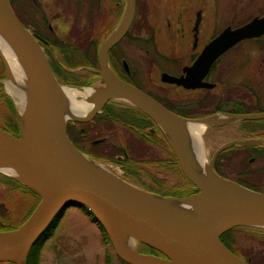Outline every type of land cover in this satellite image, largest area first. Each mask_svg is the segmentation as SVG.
I'll return each instance as SVG.
<instances>
[{
    "label": "water",
    "instance_id": "1",
    "mask_svg": "<svg viewBox=\"0 0 264 264\" xmlns=\"http://www.w3.org/2000/svg\"><path fill=\"white\" fill-rule=\"evenodd\" d=\"M134 12L135 0H124L119 22L99 45L97 61L105 87L90 85L92 93L88 101L91 106L82 115L65 119L62 87L72 86L57 81L41 46L43 39L20 21L9 0H0V33L15 50L31 81L26 92L25 111L20 113V135L0 128V164L11 170L13 175L0 173L40 196L38 204L21 225L10 231H0V262L25 264L29 249L56 214L70 206L84 205L103 226L113 250L125 263L250 264L230 251L221 242L220 236L235 227H264V193L223 178L215 172V157L227 144L211 157L206 170L208 183L201 181L183 161L184 156H189L192 160L190 165L195 168L190 137L186 129L183 130L182 120L198 122L209 118V127L225 121L264 118V113L217 112L203 118H183L144 91L118 78L109 66L107 54L128 31ZM263 32L264 18H255L234 29L226 27L204 46L191 66L184 68L188 74L177 78L163 73L161 79L186 88L202 86L200 80L216 58L240 40L259 36ZM0 59L7 78L8 69L1 53ZM5 84L6 79V90ZM111 99L127 101L138 107L155 121L165 137L164 130L182 135L179 140L182 143L183 160L167 137L166 140L182 174L195 191L185 196L165 197L86 164L83 159L86 155L67 136V121L90 120ZM217 114L223 120H211ZM239 144L254 145L261 144V141L247 139ZM199 149L203 159L201 142ZM202 172L205 173V170ZM152 197L159 201L183 200L189 206L190 217H176L162 211L151 202ZM212 209L221 211L213 215ZM125 241L146 245L159 255L140 252L137 249L139 246L132 249Z\"/></svg>",
    "mask_w": 264,
    "mask_h": 264
},
{
    "label": "flooded vegetation",
    "instance_id": "2",
    "mask_svg": "<svg viewBox=\"0 0 264 264\" xmlns=\"http://www.w3.org/2000/svg\"><path fill=\"white\" fill-rule=\"evenodd\" d=\"M149 3V0H135L134 17L137 14L136 20L140 28H134L127 34L128 29L108 51L109 66L118 78L144 91L169 111L183 118H203L217 112L250 113L243 108L253 100L260 103L259 113H264V32L259 36L240 40L216 58L206 75L201 78L202 86L186 88L161 79L163 73L177 78L188 74L184 68L191 66L204 46L224 28L234 29L255 18H264V0H152V5ZM16 4L25 7L27 19L20 16L21 19L27 20L34 33L43 39L40 43L53 70L56 69L58 74L87 72L88 78H95L90 84L91 87H105L99 74V65L96 66L89 59H97L102 39L119 22L121 16L117 20L116 12H123L124 0H15L13 8ZM48 10L73 12L69 26L66 22H61L66 29L65 35H56L46 18ZM151 11L152 20L159 22V29L148 20ZM32 12L37 15L36 22L31 18ZM78 12L89 13L90 19L84 18L82 23L80 18V25L76 21ZM142 12H147V15L143 17ZM160 12L164 14L159 19L157 13ZM16 15L18 17V14ZM54 17L56 20L63 19L61 16ZM83 24L87 26L84 27ZM112 24L113 29L109 32ZM162 27L165 28L166 35L168 33L165 38L170 40L171 46L173 42H180L181 45L186 43L192 52L181 50L183 46L180 49L174 46L172 49L168 40L160 41ZM133 31L146 32L147 35H131ZM56 41H61L60 46ZM68 43H75L73 50L77 57L90 63L69 68L66 59L62 57L64 49H68ZM132 43L138 45V51L132 50ZM242 43L252 45L255 51L239 50ZM224 95L228 96V101L221 106L220 98ZM104 117L115 120L116 124L100 123V119ZM206 129H214L213 132L218 133V137L225 139L211 154L227 144L215 157V172L221 177L264 193V118L225 121ZM66 132L70 142L80 152L91 157L89 153L99 149L108 158L101 159V163L117 166L123 177H126L125 180L138 186L152 184V187L156 188L168 187L173 170H180L163 131L154 120L127 101H107L90 120L68 121ZM204 138L205 136H202V146L206 149L209 144ZM207 139L211 141L209 137ZM247 139L260 140L261 144H239ZM237 156L239 163L236 165L241 167L244 163L259 162L260 173L249 174L237 169L238 174H227L221 170L223 166L233 168L235 165L231 162ZM129 167L148 172L131 175L127 171ZM174 176L178 177L176 174ZM7 181L0 180V229L21 225L38 204V195L32 189L14 180ZM8 193H16L18 198L14 202L12 199L9 201L5 196ZM29 200L34 201L32 207L22 213L23 208L20 207L25 206ZM16 216L18 217L15 218ZM22 217L24 218L20 222Z\"/></svg>",
    "mask_w": 264,
    "mask_h": 264
},
{
    "label": "rangeland",
    "instance_id": "3",
    "mask_svg": "<svg viewBox=\"0 0 264 264\" xmlns=\"http://www.w3.org/2000/svg\"><path fill=\"white\" fill-rule=\"evenodd\" d=\"M150 3L152 5V0H149ZM19 4V3H18ZM17 14L19 16H21L22 18L24 17L25 19H27L25 13H26V9L24 6H19V5H15L14 6ZM168 12V11H166ZM31 14V18L35 19V22L37 21V15L36 13H30ZM68 14L70 16H68ZM72 14L73 12H68V13H62V12H56L55 10H48L46 11V15H47V20L49 21V23L53 26L54 31L56 32V35L59 36H63L66 34V29L63 28L61 22H66L67 25L69 26V22L72 19ZM164 13L160 12V14L157 13L158 18L160 19L161 16ZM61 16L63 19H55L54 16ZM89 13L86 12H78L77 14V18L76 21L77 23L81 24L80 18L82 20V23L85 19H90L88 17ZM154 19V18H153ZM149 22L152 24V22L156 25V28L159 29V22H154L152 20V11L149 14ZM27 21V20H26ZM40 21V20H39ZM28 22V21H27ZM41 23V21H40ZM42 24V23H41ZM84 27H86V24H83ZM148 32V31H147ZM139 34H143V35H147V33L145 32H140L137 33V31H133L131 35H139ZM160 35H162L160 41L163 42H168L169 41V47L173 49V47L175 46V48L180 49L181 46H183V48H181V50H184L185 52H192L189 50L188 45L185 43L184 45H181L180 42L176 43L173 42L172 46H171V42L168 38H165L166 33H165V28L162 27V31L160 33ZM164 35V36H163ZM168 40V41H167ZM246 43V42H244ZM242 43L240 45L239 50H245L246 52L249 51H255L254 47H252V45H246ZM130 46H132V50L133 51H138L137 48V44L132 43L130 44ZM186 48V49H184ZM239 48V47H238ZM236 49V48H235ZM234 51V49H233ZM56 72V69H54ZM237 73V72H236ZM6 76H4L3 78V90L4 92L8 95V93L5 90L4 87V82H5ZM89 78L88 81H90ZM95 79V78H93ZM86 87H90V84L87 83ZM79 88V87H77ZM91 88V87H90ZM80 90H83L82 88H79ZM10 97V99L13 101V98H11L10 95H8ZM82 98V97H81ZM79 98V99H81ZM228 101V96L224 95L222 96V98H220V105H224L226 104V102ZM15 108H16V114L20 115L21 111L19 109V107L17 106V104L15 102H13ZM244 110H248L250 111V113H243V114H257L259 113V111L261 110V106L260 103L257 102L256 100H253L251 102H249L246 107L243 108ZM0 110H2V113L4 111V106L0 103ZM9 111L11 112V108H6V121L7 119H9ZM4 118L3 115H1L0 113V126H3L4 124ZM68 121H72L71 119H69ZM67 121V122H68ZM210 127V126H209ZM214 130V129H213ZM213 130H205V134L203 133L202 136L204 138V140H206L209 144V146H206V153L207 156L209 154V160H211V157L213 154H211V152H213L218 146L219 144L223 143L225 141L224 138L222 137H218V133L213 132ZM210 138V140H208L207 138ZM233 156H231L232 158ZM239 156L235 157V159L231 162L232 164H234L235 166L233 168H231V166H223L221 167V170L226 172L227 174H235V173H239V170L245 172L247 171V173L249 174H258L260 173V163L259 162H253L251 164L248 163H244V165L238 166L236 165L237 163H239ZM103 166H105L107 169H109L114 175H116L117 177L123 179V175L121 170L117 167V166H112L110 164H106V163H101ZM178 171V170H177ZM176 171V172H177ZM174 172V170H173ZM176 173H174L175 175ZM262 174L264 175V172H262ZM172 175L171 179L169 180V184L168 187H170L169 185H173V184H179V186L182 183H186V180L184 178H182L180 175L177 174L178 177ZM2 181L8 182L6 179H1ZM1 186H0V191H1ZM2 194L0 193V196ZM4 195V194H3ZM8 200L10 201V199H12V201L14 202L17 197L16 193L13 194H6L5 195ZM34 203L33 200H29L25 206H21V208H23L22 213H24L25 211H27L29 208L32 207V204ZM21 215V214H20ZM18 216H16L15 218H17ZM24 217H22L20 219V222L23 220ZM233 236L235 237V240H241L242 236L238 235L237 232L233 234ZM242 240H245V238H242ZM240 243V242H239ZM139 245L137 244V242H134L133 244H131V248L135 249L136 247H138ZM140 252H144V253H150L149 250L147 248H143L141 245L137 248ZM262 261L264 262V258L262 259ZM0 264H11V263H0ZM39 264H124L120 258L117 256V254L115 253V251L113 250L112 246L110 244H106L105 243V239H104V234L103 232L99 229L98 225L93 222L92 220H90L89 216L86 215L80 208H78L77 206H70L67 207L66 209H64V213L62 218L59 220L57 226L54 228L52 235L50 236V238L44 243L43 248L41 250V254H40V262Z\"/></svg>",
    "mask_w": 264,
    "mask_h": 264
},
{
    "label": "trees",
    "instance_id": "4",
    "mask_svg": "<svg viewBox=\"0 0 264 264\" xmlns=\"http://www.w3.org/2000/svg\"><path fill=\"white\" fill-rule=\"evenodd\" d=\"M9 2H10L12 9L14 10L13 5L15 3V0H9ZM15 13H16V11H15ZM116 13H117V20H118L121 16L122 12H121V10H119ZM142 14L144 17L147 15V12H142ZM136 16H137V14L134 17V20H133L127 34H129L134 28H136V30H138L140 28V24H139L138 20H136L137 19ZM18 17L21 19V17L19 15H18ZM21 21L27 28L31 29L26 21H23L22 19H21ZM113 26L114 25L112 24L109 27V32L113 29ZM31 30L34 32L33 29H31ZM56 44L57 45L61 44V41H56ZM74 45H75V43H68L67 44L68 49L66 47V49H64V51L62 52V57H64L66 59V64L69 66V68H75V67H78L80 65H88L92 61L96 66H98L96 57L89 59L90 62H87V60H83V59L78 58L77 53H75L73 50ZM51 56H52V54H51ZM50 65H51V63H50ZM51 68H52V65H51ZM52 70H53V68H52ZM53 72H54V70H53ZM54 74L58 77L57 78L58 82L62 85L68 84V85H80L81 86V85H86L87 83L91 84V82L93 80V79H90V81H88L89 80V78H88L89 74H87V72L82 73V74L81 73H77V74L76 73H74V74L69 73L68 74L65 72H62V74H58L57 72H54ZM4 76H5L4 67H3V63L0 59V103L4 106L3 113H2V110H0V113H1V115H3V118L5 120L4 121L2 119L4 121V124H3V126H0V128L6 130V131H8V132H10L16 136H19L20 135L19 122L21 121V117L16 114L17 112H16V108L13 104V101L10 99V97L3 90L4 88H3V81L2 80H3ZM6 108H11V112L9 111L10 117H9V119H7V121H6ZM101 122L102 123L110 122L112 124H116V121L109 118V117L101 118L100 123ZM89 154L91 155V157L88 156L90 159H92L96 162H99V163L101 162L100 161L101 159H108L106 155L102 154L99 151V149H96L95 152H91ZM127 171L131 175H135L136 173H142V172L147 173L148 172V171H138L132 167H129V169H127ZM127 171H126V174H128ZM174 173H176V175L177 174L180 175L182 178L185 179L184 175L181 172V169L178 170L177 172L174 170V172H172V175H174ZM222 177H224V176H222ZM0 178L10 180V181L13 180L11 177L5 176L1 173H0ZM123 179L125 180L126 177H124ZM16 182L19 184H22L18 181H16ZM127 182H129V181H127ZM129 183H131V182H129ZM131 184H133V183H131ZM133 185H135L141 189H144V190L153 192L157 195H161V196H165V197H168V196H185V195H188L189 193L195 191L193 185L190 182H188L187 180H186V183H182L180 186L179 185L178 186L173 185L170 187L159 186L158 188H156V187H152V184L145 185V186L144 185L138 186L136 184H133ZM37 195H38L37 201L39 202L40 196H39V194H37ZM77 207L80 208L86 215H88L90 220H92L93 222H95L98 225L99 229L104 234L105 243L110 244V241H109V238L107 236L105 229L103 228V226L98 221H96V218L89 211V209L84 205H78ZM63 213H64V209L60 210L56 214V216L52 219L50 224L42 231V233L34 241L33 245L31 246V248L29 249V251L27 253V256L25 259V264H39L40 254H41V250L43 248V245L52 235L53 230L57 226L59 220L62 218ZM17 227L12 226V227H9L6 229H0V231H10V230H13ZM236 232L238 235H241L242 238H245V240H242V238H241V240H235V237L233 236V234ZM220 240L230 251H232L233 253L242 257L244 260L249 261L250 264H264V262L262 261V259L264 258V227H257V226L235 227V228H232V229L224 232L220 236ZM140 245L143 248H147L150 253L159 255V253L156 250L151 249L150 247L143 245V244H140ZM122 262L124 264H128V263H125L124 261H122ZM11 264H15V263H11Z\"/></svg>",
    "mask_w": 264,
    "mask_h": 264
},
{
    "label": "bare ground",
    "instance_id": "5",
    "mask_svg": "<svg viewBox=\"0 0 264 264\" xmlns=\"http://www.w3.org/2000/svg\"><path fill=\"white\" fill-rule=\"evenodd\" d=\"M0 53L4 58L7 66V78H6V90L9 95L15 100L20 111L24 113L26 108V92L28 90V83L31 85L24 68L18 58L15 50L11 45L4 39L3 35L0 33ZM92 89L85 88L80 90L76 87H62V98L64 102V118L78 117L82 115L90 106L91 102L88 101V96L91 95ZM78 97H82L79 99ZM211 120H223L219 114L212 117ZM209 123V118L204 121L198 122H188L182 120L183 130L186 129L190 137V151L195 160V168L193 169L190 165L192 160L189 156H184V160L181 155L182 143L180 138L182 135L173 134L169 131H165L166 137L169 143L176 149L180 158L184 161L185 165L187 164L191 171L203 182L208 183L209 177L206 174V170L210 165L209 157L207 156L206 149H204V157H201V150L199 149L200 142L202 143V134L206 130ZM180 139V140H179ZM184 139V136H183ZM84 161L87 165L91 166L93 169L106 172H110L105 166L91 161L88 157L84 156ZM205 170V173L202 172ZM0 171L12 174L13 172L6 168L4 165L0 164ZM152 203L160 208L162 211L174 215L176 217H190L189 206L183 200H167L159 201L152 197ZM221 210L212 209V214H219ZM127 246H131L129 241H125Z\"/></svg>",
    "mask_w": 264,
    "mask_h": 264
}]
</instances>
